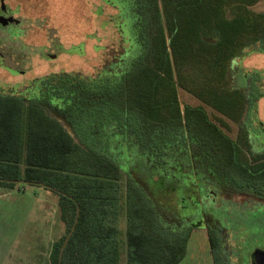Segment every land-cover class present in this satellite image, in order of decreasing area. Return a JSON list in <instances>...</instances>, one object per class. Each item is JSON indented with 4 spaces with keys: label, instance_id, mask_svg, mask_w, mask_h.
Masks as SVG:
<instances>
[{
    "label": "trees",
    "instance_id": "16d2710c",
    "mask_svg": "<svg viewBox=\"0 0 264 264\" xmlns=\"http://www.w3.org/2000/svg\"><path fill=\"white\" fill-rule=\"evenodd\" d=\"M258 1H109L124 52L96 77L49 73L37 79L44 93L30 100L0 92V185L35 184L58 195L66 230L50 264L121 263L118 228L108 222L120 210L124 142L143 157L141 173L160 172L163 181L154 191L132 168L127 264H179L187 254L193 227L168 210L183 180L165 170L171 161L264 200V154L242 162L227 122L239 121L259 95L255 84L249 93L231 87L233 60L264 52V12L250 8ZM209 240L220 243L214 232Z\"/></svg>",
    "mask_w": 264,
    "mask_h": 264
},
{
    "label": "rangeland",
    "instance_id": "374dc122",
    "mask_svg": "<svg viewBox=\"0 0 264 264\" xmlns=\"http://www.w3.org/2000/svg\"><path fill=\"white\" fill-rule=\"evenodd\" d=\"M1 4L13 11L14 19L21 23L20 31L15 26L0 30V47L4 53H11L16 59L12 63L14 67L24 69L26 73L11 76L0 68V86L3 83L27 84L32 79L60 71L96 77L98 71L109 65L114 56L124 52V44L116 26L119 12L103 0H0V6ZM250 8L256 12H264V0H259ZM4 26V19L0 18V28ZM9 30H12L10 34L7 33ZM248 54L242 62L243 68L233 72L237 76L231 79V87L247 86V83H241L237 78L252 70L261 72V87H264V55L257 51L246 52L245 55ZM184 105L181 101L182 109ZM49 112L60 117L64 126L76 138L72 125L63 116L53 110ZM258 115L264 121V97L258 102ZM227 122L239 149V159L251 164L252 152L259 153L258 150L251 149L236 122L229 119ZM118 140L119 137L114 140L111 138V144ZM76 141L79 139L76 138ZM118 149L121 153L117 157L122 159L123 162L119 160V163L124 169L120 180L122 198L117 218H111L108 223L118 228L120 264H127L129 175L134 169L154 191L162 186L163 181L159 180L160 172H151L152 175L141 173L138 167L141 166L143 157L128 142L120 144ZM166 160L171 161L169 157ZM168 165L169 167H164L166 171L183 179L170 194V212L180 218L192 215L200 218L208 213L211 216L204 217H208L211 223L221 222L222 226L227 224L224 236L228 245L230 244V250L234 247L232 244L239 243V240L244 243L246 238L253 244L250 249L264 245V200L246 193L228 194L214 190L220 197L216 207L213 204L200 205L197 203V187L188 186L192 180L197 181V186L202 182L192 171L180 166L179 162L171 161ZM198 188L202 190L201 186ZM201 224L202 227L192 226L187 254L179 264H213L209 244L211 231L203 222ZM246 227L249 228L248 231L243 230ZM65 230L55 191L28 183H18L14 187L0 185V264H49L53 242L63 236ZM244 231L245 235L241 233Z\"/></svg>",
    "mask_w": 264,
    "mask_h": 264
},
{
    "label": "flooded vegetation",
    "instance_id": "af4514ba",
    "mask_svg": "<svg viewBox=\"0 0 264 264\" xmlns=\"http://www.w3.org/2000/svg\"><path fill=\"white\" fill-rule=\"evenodd\" d=\"M103 1L107 5H111L109 1H114V0H103ZM0 18L4 19V22H5V26L1 27L0 30L5 29L6 27L15 26L16 29L20 31L19 25L21 22H19V20L14 19L13 11H11L5 4H1L0 6ZM11 31L12 30H9V32L7 33L10 34ZM14 31L15 29H13V32ZM246 52L247 51H245L244 53ZM248 53H251V52H248ZM258 53L264 55V52L258 51ZM247 56H249V54L248 55L241 54L233 60V63H232L233 72H235L236 69L243 68L242 62ZM15 60L16 59L12 56L11 53H4L0 47V68L7 71L11 76L24 75L26 73V70L15 68L14 65H12V63L15 62ZM235 76L237 75H233L231 79H235ZM37 79L38 78L32 79L28 81L27 84L25 82H22V83L18 82L12 85L9 83H3L0 86V92L8 93V94H15L18 96H22L27 100H30L37 94L41 92L44 93V89L40 85L36 84L38 83ZM237 79H240L241 83H247V86L238 87V88L245 90L247 93L251 91L250 87L252 88L254 84L259 86V93H258L259 95L258 97L256 96L257 99H255V96H253V98L250 96L246 110L243 112V115L241 116L239 121H237L236 123L242 129V134L245 136V140L247 143H249V145L251 146V149L258 150L259 153L264 154V121L261 120V118L258 115V102L260 99L264 97V87H261V85L263 84L262 82L263 76L261 72L257 70H252L251 73L244 74L241 78L238 77ZM4 87H6L7 90ZM245 87L247 88L245 89ZM40 90L41 92H39ZM192 172L194 173V175L198 177V180L202 182L198 184L199 186H197L196 185L197 181L192 180L191 181L192 183H190L188 186V188L192 185L197 187L196 194L198 196L197 197L198 204L200 205L213 204V206L216 207L215 204L218 203L217 200H220V197L216 195V193H214L215 192L214 190H216L217 192H221V193L226 192L229 194V191H225L221 187L215 186L213 184V180L211 176H208L206 174L197 173L194 168L192 169ZM200 186L202 188L201 191L198 188ZM230 193H233V194L240 193L239 195H241L242 193H246V194H250L251 196L257 197L251 190H246L245 192L244 191L243 192L230 191ZM183 200H186V198L185 199L183 198ZM205 215L208 217L211 216V214L205 213L200 218L197 217L196 215H192V216H188L184 218L186 221H188V223L196 227H200V226L202 227L201 223L203 222L205 227H208L211 232H214V234L218 236L219 238L218 241L220 243L216 245L215 247L212 246L209 240L210 252H211L213 264H215V260H214L215 257H217L222 262H229L230 264H255L257 254L264 252V245L260 248L257 247V248L250 249L253 244L250 243V239L246 238L244 243L242 242V240L241 242L239 240L238 241L239 243L232 244V246L234 247H232V249L230 250L229 249L230 244L228 245L227 239L224 236L225 234L224 231L227 228V224H225L226 226H222L221 222H219L218 224L211 223L208 217H204ZM248 229L249 228L246 227L243 230L248 231ZM241 233H244L245 235V231Z\"/></svg>",
    "mask_w": 264,
    "mask_h": 264
},
{
    "label": "water",
    "instance_id": "95a60500",
    "mask_svg": "<svg viewBox=\"0 0 264 264\" xmlns=\"http://www.w3.org/2000/svg\"><path fill=\"white\" fill-rule=\"evenodd\" d=\"M60 120H61V118H60ZM65 128L72 134L71 130L69 128H67V126H65ZM255 264H264V252L257 254Z\"/></svg>",
    "mask_w": 264,
    "mask_h": 264
},
{
    "label": "crops",
    "instance_id": "0c3cea01",
    "mask_svg": "<svg viewBox=\"0 0 264 264\" xmlns=\"http://www.w3.org/2000/svg\"><path fill=\"white\" fill-rule=\"evenodd\" d=\"M56 117H58V116H56ZM59 118V120H60V117H58ZM54 243V242H53ZM50 254H51V251H50ZM50 257V256H49ZM49 264H50V259H49Z\"/></svg>",
    "mask_w": 264,
    "mask_h": 264
}]
</instances>
